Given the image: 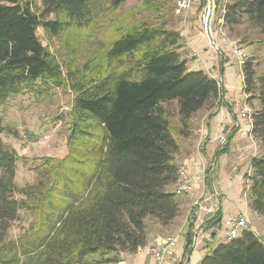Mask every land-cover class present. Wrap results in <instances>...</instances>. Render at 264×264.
Wrapping results in <instances>:
<instances>
[{
	"label": "trees",
	"instance_id": "trees-1",
	"mask_svg": "<svg viewBox=\"0 0 264 264\" xmlns=\"http://www.w3.org/2000/svg\"><path fill=\"white\" fill-rule=\"evenodd\" d=\"M127 1L107 0V5L115 12ZM92 8L93 0H0V109L12 95L42 96L68 80L72 92L66 153L60 159L42 157L35 168L47 181L19 186L16 163L22 157L7 150L0 138V264H117L122 252L143 247L146 217L168 225L179 212L178 195L170 189L178 180L179 145L168 105L175 103L179 135L189 137L192 117L207 109L209 120L216 113L211 110L223 102L215 77L188 68V50L179 31L167 28L170 21L123 24L100 62L75 77H64L37 29L59 36L84 28ZM51 14L55 19H47ZM221 18L230 35L247 24L264 36V0H225ZM255 66L252 56L245 59L242 92L249 105L257 101L250 114V135L264 148V72L256 73ZM236 131L230 129L211 164L228 151ZM249 166L243 188L248 207L264 215V155L251 157ZM210 167L208 186L215 172L214 167L210 175ZM21 211L31 221L24 235L9 240L10 223ZM221 219L217 208L206 227L213 228L211 239L221 229ZM193 229L188 218L186 253ZM199 264H264V242L246 229L215 244Z\"/></svg>",
	"mask_w": 264,
	"mask_h": 264
},
{
	"label": "rangeland",
	"instance_id": "rangeland-1",
	"mask_svg": "<svg viewBox=\"0 0 264 264\" xmlns=\"http://www.w3.org/2000/svg\"><path fill=\"white\" fill-rule=\"evenodd\" d=\"M175 4L176 0H128L121 8L112 12L108 8L107 0H93L91 20L86 27L72 29L66 34L59 36L45 34L40 27L37 29V37L42 45L48 47L49 51L57 58L63 76L75 77L81 70L95 66L101 61L104 48L118 36V28H121L123 24H132L137 19H148L151 24L161 23L162 21L169 22L170 16L174 15L172 11ZM36 5L39 10L41 8L39 1H37ZM219 9L217 10L218 13L214 12L212 20H215L217 14H220ZM55 17V15L51 14L47 19L53 20ZM167 28H171V25H167ZM234 35H238L239 40L235 41V45L244 49L246 59L253 57L256 64V73L264 72V36L259 34L257 30L249 28L247 24L237 28V31L231 36ZM247 47L249 48L247 49ZM186 54L188 55V53ZM194 58L195 56L192 55L188 59L192 61ZM69 82L70 80L65 81L64 87L51 86L42 96L29 93L12 95L0 109L1 141L7 150L14 151L19 157H22L16 163L15 180L19 186L36 185L40 180L47 181L48 178L38 173L35 169L41 164V158L52 157L60 159L66 153L65 140L69 122L66 113L72 99ZM235 100L237 104H240L239 98ZM253 102L256 105L255 99H253ZM168 106L170 109L169 122L173 136L183 141L188 139V137H182L178 133V127L180 126L175 103ZM250 108H247V117L255 110L254 106L250 105ZM208 112L207 109H202L192 117L189 138H192L193 142L190 143L192 147H189L195 150L196 155H201L200 146L205 141L207 121L206 116L204 117L203 115ZM229 131L228 129L224 133L223 129L218 128L216 134L219 135L218 137H222V135H227ZM247 135H250V131L247 132ZM223 138L220 139V143ZM249 142L252 146L250 154L254 153L256 156L264 155V148L253 137ZM178 145L180 147V144ZM214 147H216V144ZM213 152H210V154L212 155ZM179 153L178 149L176 154L179 155ZM233 158V156H228L227 152L218 155L215 163L213 184L223 187L228 183L234 182L235 178L228 173L233 165L236 166L238 171L243 169L241 196L244 200L241 202H247L248 193L243 188H245V183H248V179L245 176L251 174L249 160L247 158L241 163L235 164L230 161ZM210 163V160L206 158L203 164L205 170L210 167ZM210 186L213 188L212 184ZM214 189H216V185ZM232 194H229L230 204L238 203V197L240 198V196L237 195L232 198ZM216 200L217 197L215 195L212 202L213 207ZM30 221L31 217L21 211L16 220L10 223L8 239L16 241L20 236L24 235ZM152 222H154L153 218L146 217L147 230L151 229ZM249 227L264 242V215H249ZM176 235L178 240L181 241L183 239L180 234ZM225 241L226 239H217L214 244ZM212 248L207 252H211ZM181 253L182 249L179 247L178 254L181 255Z\"/></svg>",
	"mask_w": 264,
	"mask_h": 264
},
{
	"label": "crops",
	"instance_id": "crops-1",
	"mask_svg": "<svg viewBox=\"0 0 264 264\" xmlns=\"http://www.w3.org/2000/svg\"><path fill=\"white\" fill-rule=\"evenodd\" d=\"M216 1L217 5L214 10L218 13L217 10L220 8V14H217L215 20H211L209 24L211 40L203 32V18L205 16L206 6L202 0H195L185 15L177 16L174 14L170 17L171 23L169 22V25L179 31L182 37L183 48L188 50V55L186 54L187 59L192 55L195 56L194 60H187L188 68L191 70L200 69L210 76L215 77L221 83L223 89L222 104L213 108V111H216V113L209 120H207L206 115L208 113L203 115L204 117L206 116L207 121L205 128L206 137L205 141H203V143L205 142V153L200 152L201 155H196L195 150L193 148L190 149L192 147L190 143L193 142L191 140L192 138H189L190 136L184 141L176 137L177 141L180 140L178 142L180 144V153L179 155H175V160L180 167L183 166L185 168L188 179L192 181V189L187 193L178 195L179 212L173 221L168 225H161L157 221L152 222L151 229L147 230L146 233V244L136 252H122L119 255L120 261L117 264H199L202 256L215 245L214 241L217 239H225L222 236V226L225 217L244 212L249 220V215H256L249 209L246 201L241 202L244 200L241 196L244 175L243 169H239L238 171L235 165L231 169L229 168V175L232 174L235 179L234 182L228 183L223 187L215 184L216 189H214L215 185L213 183V188H211L205 182L206 170L208 169L205 170L203 167L205 159L211 160L213 154L223 144L226 136L222 135L224 138L220 143L222 137H218L219 135L216 134L218 128L223 129L226 125L228 126L227 130L233 127L237 128L227 151L228 156L234 157L230 160L232 163L239 164L244 159L248 158L250 160L251 157L255 156L254 153L250 154L252 152V146L249 140L252 136L247 135V132L251 129V119L250 116L247 117V115H244V113L247 114L246 109L250 108V105L246 103V96L242 92V73L240 67L236 64V57L232 51L235 41L239 40L238 35L231 36L222 28L221 16L225 0ZM242 25L238 26V28ZM234 98H239L240 104H237ZM228 106L230 109H228ZM251 106H254V109H256L257 103L255 105L252 101ZM203 116L202 119L204 120ZM215 144L216 147H214ZM212 151L214 152L211 155L210 152L212 153ZM210 166L209 173L211 175L215 164L213 163ZM197 175L198 179H195ZM174 188L175 185L170 187L173 190ZM229 194H232V198L239 195V202L230 204ZM215 195L217 200L213 207L212 202ZM218 199H220L219 208L222 210V226L221 229L216 231L215 237L211 239L210 233L213 228L207 229L206 227L209 217L218 208ZM196 200H198V203L194 205ZM188 218L193 221L194 236L189 246L190 251L186 253L185 233L187 232ZM201 224V229L197 230V227ZM176 234H180V237L182 236L183 239L180 241L177 238L174 247L171 249V253L164 262L159 263L153 256L144 252L143 248L154 244L163 237L175 236ZM179 247L182 249L181 255L178 254Z\"/></svg>",
	"mask_w": 264,
	"mask_h": 264
},
{
	"label": "built area",
	"instance_id": "built-area-1",
	"mask_svg": "<svg viewBox=\"0 0 264 264\" xmlns=\"http://www.w3.org/2000/svg\"><path fill=\"white\" fill-rule=\"evenodd\" d=\"M194 1L195 0H176L175 10H174L175 14H178L181 16L185 15L189 11V9L192 7V5L194 4ZM212 5H213L212 0H206L205 16L203 18L205 34H206L205 27H206V22H207L206 13L208 12L210 8H212V14L209 19V24H210L212 17L214 15V11H215ZM232 51L236 57V64L241 69L246 59L245 51L244 49H242L241 47H238L237 45L233 46ZM246 112H247V109H246ZM244 115L246 116L245 113ZM195 179H198V175L195 177ZM191 189H192V181L188 179L185 168L181 166L178 168V180H177V183L175 184L174 192L176 195H181V194L189 192ZM197 203H198V200L194 202V204H197ZM249 228H250L249 220L244 212H241L239 214L229 215L225 217L223 220L222 236L226 240H229V239L237 237L238 235L241 234L242 231L249 229ZM176 241H177V236H166V237L161 238L154 244L143 248V250L147 254H150L151 256H153L156 261H158L159 263H162L168 258L169 254L171 253V249L172 247H174ZM140 249L141 248H138L137 250H140Z\"/></svg>",
	"mask_w": 264,
	"mask_h": 264
},
{
	"label": "water",
	"instance_id": "water-1",
	"mask_svg": "<svg viewBox=\"0 0 264 264\" xmlns=\"http://www.w3.org/2000/svg\"><path fill=\"white\" fill-rule=\"evenodd\" d=\"M212 4H213L212 5L213 8L215 9L216 5H217V1L216 0H212ZM211 14H212V8H210L208 10V12L206 13L207 22H206V27H205L206 34H207L208 38L210 37V40H211V32H210V26H209V19H210ZM227 128H228L227 125L223 128V132L224 133L227 131ZM211 173H212V171H211ZM219 207H220V199H218V208ZM201 227H202V224L197 227V230H200Z\"/></svg>",
	"mask_w": 264,
	"mask_h": 264
}]
</instances>
